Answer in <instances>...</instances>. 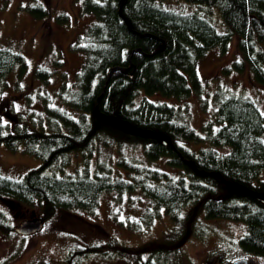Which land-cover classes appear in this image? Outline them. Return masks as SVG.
I'll use <instances>...</instances> for the list:
<instances>
[{"label":"trees","instance_id":"trees-1","mask_svg":"<svg viewBox=\"0 0 264 264\" xmlns=\"http://www.w3.org/2000/svg\"><path fill=\"white\" fill-rule=\"evenodd\" d=\"M79 1L81 10L92 19L69 44L83 55L75 73V90L65 98L71 106L48 107V129L43 125L32 128L9 111L0 118V143L12 149L23 143L25 151L41 159L20 178L0 174V199L6 198L14 207L36 205L45 221L58 209L94 208L105 190L139 188L176 221L188 205L202 206L207 217L242 220L246 231L239 238L240 247L264 257V203L231 191L223 180L264 189V111L248 95L215 90L216 106L200 134L184 120L183 106L137 97L140 89L178 98L201 92L198 58L213 46L227 51L233 36L237 37V52L223 70L247 71L255 83L264 84V0H184L196 5L188 12L167 7L170 0H124L122 6L120 0ZM35 6L30 10L37 7L45 13L41 3ZM213 12L225 25L223 31L209 20ZM161 44L163 48L158 49ZM16 65L25 67L23 54L0 46L1 82ZM116 65L122 69L107 79L109 69ZM60 72L63 77L64 70ZM50 73L41 66L34 71L43 80H50ZM95 108L165 133L172 145L162 144L158 137L127 133L100 118ZM7 115L12 122L4 119ZM138 139L146 162L122 154L125 146L133 143L135 147ZM97 142L116 143L119 156L115 162L125 172H116V165L102 159L89 169L86 157ZM70 152L85 155L83 170L57 175ZM160 158L173 170L148 166ZM188 159L207 174L195 172ZM13 229L11 216L0 208V231L9 234ZM106 246L111 247L109 252L98 245L70 247L65 263L78 264L100 251L102 255L118 252L134 264H164L151 256L141 259L142 248L118 245L111 235Z\"/></svg>","mask_w":264,"mask_h":264},{"label":"rangeland","instance_id":"rangeland-1","mask_svg":"<svg viewBox=\"0 0 264 264\" xmlns=\"http://www.w3.org/2000/svg\"><path fill=\"white\" fill-rule=\"evenodd\" d=\"M38 3L42 4L45 13L39 12ZM166 3L167 7L180 12L196 7L184 0ZM33 6L35 11L30 10ZM60 15L64 18H58ZM211 15L209 20L223 31L225 25L220 24L218 14L213 12ZM91 19L90 13L81 10L79 0H0V46L21 52L26 61L23 69L16 65L8 72L6 80L0 81L1 120L9 111L32 128L43 125L48 129L47 108L71 106L65 98L75 90V73L83 55L70 48L69 44L83 32ZM236 41L237 37L233 36L227 51L213 46L198 58L197 69L203 82L201 92L192 91L189 96L178 98L140 89L137 97L144 95L150 100L183 106L184 120L200 134L204 133V120L211 116L216 106V91L225 90L227 93L229 90L248 95L264 111V84L255 83L247 71L223 70L237 52ZM37 66L51 70L50 80L34 74ZM61 70H64L63 77ZM10 115L4 117L8 122L13 121ZM135 142V147L133 143L125 146L122 154L129 159L146 162L142 141L138 139ZM118 154L116 143L104 145L97 142L86 157L89 169L92 170L99 159L115 168ZM84 156L70 152L68 162L61 169L57 168L56 174L80 172L84 167ZM40 163L39 157L24 150L23 143L14 149L0 143L1 175L20 178ZM149 164L150 167L173 170L165 158L152 160ZM117 170L125 172L122 167L115 170L119 172ZM261 177H264V171ZM0 208L11 216L13 226L22 219L41 216L38 206L14 207L6 198L0 199ZM245 231L246 225L242 220L207 217L202 206L188 205L182 209L181 220L176 221L139 188L105 190L94 208L58 209L35 233L22 235L14 229L9 234L0 231V264H66L64 258L70 247L98 245V248L109 252L111 247L106 244L110 235L118 245L142 248L141 259L151 256L164 264H234V260L243 258L249 264H264V257L240 247L239 238ZM133 261L118 252L102 255L95 251L78 264H134Z\"/></svg>","mask_w":264,"mask_h":264},{"label":"water","instance_id":"water-1","mask_svg":"<svg viewBox=\"0 0 264 264\" xmlns=\"http://www.w3.org/2000/svg\"><path fill=\"white\" fill-rule=\"evenodd\" d=\"M124 3V0H120V6H122ZM127 23L129 24V28H131V25L129 21L127 20ZM142 35H147L146 33ZM163 44L158 49H162ZM136 50L138 48H135ZM122 67L119 65L113 66L109 69L107 79H109L110 75L115 70H121ZM95 113L102 119L108 120L112 123H114L117 127H119L121 130L131 133L134 135H139L143 137H158L162 144L164 145H172V140L169 135L154 131L148 128H143L140 126H136L131 124L129 121L122 119L120 117H117L116 115L106 114L101 111H99L97 108H95ZM188 163L192 167V169L202 175L207 174V171L200 169L196 166L195 162L191 159H188ZM223 180L226 182V185L231 191H239L241 193L247 194L255 198L256 200L264 203V189L258 190L254 189L249 186H245L237 181L227 180L223 178ZM44 225V219L42 217H34V218H25L22 219L18 224L14 225V230L22 235H28L37 232L40 230ZM245 260L238 259L234 261V264H244Z\"/></svg>","mask_w":264,"mask_h":264},{"label":"flooded vegetation","instance_id":"flooded-vegetation-1","mask_svg":"<svg viewBox=\"0 0 264 264\" xmlns=\"http://www.w3.org/2000/svg\"><path fill=\"white\" fill-rule=\"evenodd\" d=\"M236 260H238V259H236ZM242 260H245V263H244V264H249V262H248L247 259L243 258ZM234 261H235V260H234ZM234 261H233V263H234Z\"/></svg>","mask_w":264,"mask_h":264}]
</instances>
